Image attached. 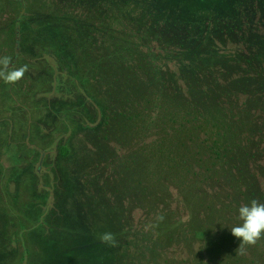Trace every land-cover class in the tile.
<instances>
[{"label": "trees", "instance_id": "trees-1", "mask_svg": "<svg viewBox=\"0 0 264 264\" xmlns=\"http://www.w3.org/2000/svg\"><path fill=\"white\" fill-rule=\"evenodd\" d=\"M33 7L35 10L30 9L29 18L20 21V24L24 23L23 31L19 25L24 51L18 55L23 53L25 56L18 60L27 65L28 59L32 66L45 62L38 56V48L43 43L51 60L69 56L79 80V98L101 103L100 108L88 110L92 112V124L96 125L92 132L98 133L101 129L96 134V145L103 146L99 139L107 136L108 125H111L113 135L117 133V136L123 135L136 142L137 156L130 153L126 161L134 164L136 160L137 174L128 172L127 184L143 185L137 191H140V202L148 209L146 215H150V219L141 225L144 229L141 238L144 242L152 239V252L157 257L155 264H264V238L254 246H246L245 254L239 255L236 250L240 240L228 231H218V221L195 222V225L193 221L185 220L183 214L171 210L169 205L153 210L149 198L155 199L154 194L157 199L170 191L169 204L179 202L178 206L186 210L189 206L181 204L180 199L187 195L201 202L210 189L206 185H216L213 190H218L217 198L220 199V209L216 213L224 217L222 221L234 226L241 223L233 212L237 207L252 199L264 202V194L248 185H217L218 171L222 167L228 168L227 165L238 170L240 158L227 155L225 145L215 137L210 141L203 136L204 122L199 123L203 117L187 111L190 108L194 114L197 112L194 105L186 104L188 95L197 106L206 103L200 100L204 91H200L201 78L196 76L207 65L204 59L193 55L197 47L191 27L193 25L194 30L195 25L201 24L204 28L206 21L216 19L219 23L224 16L230 17L219 9L205 12L196 6L195 14L190 15L185 0H177L174 4L169 0H45ZM35 26L41 29L33 35H39L36 44L29 36ZM157 27L160 30H156ZM162 32L170 39L164 40L159 34ZM197 45L198 49L204 46ZM190 46L195 48L194 52ZM21 81L23 101L34 88L24 79ZM36 100L47 99L44 95ZM85 100L77 99L80 103L78 117H85L81 105ZM88 117H91L90 113ZM6 132L9 134V130ZM46 133L39 131V135ZM60 135V129L53 134L55 139ZM127 145L128 150L134 148L132 142ZM104 150L100 148L95 157L101 159L107 154L106 150L97 153ZM151 185L156 186L152 188ZM225 190L227 195L222 198ZM209 213H214L211 208ZM5 214L15 227V218ZM161 216L162 220L159 219ZM147 229V233H143ZM20 242L21 239L19 245L13 247L10 240L2 249L25 252L28 260L32 252H36V246H26L22 251ZM91 245L92 248L64 264H123V255L118 256L114 249L117 243L110 246L101 243L97 237ZM192 245L197 250L194 260H190ZM142 248L139 251V257L144 258L141 264H149L146 256L150 248ZM168 250L172 252L171 258L166 256ZM129 264L136 263L131 260Z\"/></svg>", "mask_w": 264, "mask_h": 264}, {"label": "rangeland", "instance_id": "rangeland-1", "mask_svg": "<svg viewBox=\"0 0 264 264\" xmlns=\"http://www.w3.org/2000/svg\"><path fill=\"white\" fill-rule=\"evenodd\" d=\"M2 1L0 10L2 6H8L14 15L10 18L6 13L0 14V57L9 56L12 58L11 66L17 63L20 67L25 65L18 60L21 56L18 54L24 51V43L16 44L15 27L20 25L23 31L24 23L19 24V21L29 18L27 12L22 16L24 11L35 10L33 6L45 0H27L24 11L21 7L23 0ZM176 1L169 0L172 4ZM185 2L190 15L195 14L196 6L205 12L219 9L230 17L224 16L219 23L216 19L212 20L214 23L206 21L204 28H201V24H197L200 27L195 25L194 30L193 25L191 27L193 42L198 50L193 55L206 61L204 71L217 69L219 60L232 59L225 57V49L220 50L219 45L229 43L238 33L241 34L238 37L244 39V45L251 42L252 51L264 53V0ZM35 27L29 36L36 44L39 35H33L41 29ZM250 28H253L252 35ZM159 34L164 40L170 39L165 32ZM197 44L204 46L198 49ZM190 49L194 52L195 48L190 46ZM48 53L43 43L38 48V56H42L45 62L32 66L26 59L28 71L22 79L34 88L26 94V100L21 101V80L15 84H5L0 80V264H64L92 248L91 241L94 242L104 232L116 234L117 245L114 249L118 256L123 255V264H129L131 260L141 264V260H144L139 257L142 246L150 248L146 259L149 264H155L157 257L152 252V239L144 242L141 238L144 230L141 225L150 219V215H146L149 214L148 209L140 202V191H137L143 185L127 184L128 172L137 174L136 160L134 164L126 161L130 153H133V157L137 156L136 142L133 139L129 141L123 135L117 136V133L113 135L111 125H108L107 136L99 139L103 146L96 145V134L101 129L98 133L92 132L96 125L92 124V112L88 110L100 108L101 103L95 101L94 104L89 99L79 98V80L69 56H58L54 61ZM228 60L224 62L230 63ZM44 95L47 100H36ZM67 98L70 100L66 101ZM77 99L85 100L82 102L84 105L81 103L85 117L77 116L80 107ZM84 124L87 125L84 127ZM58 129L61 135L55 139L53 134ZM6 130H9V134ZM41 130L47 133L39 135ZM128 142L133 144L131 150L127 149ZM97 146L107 153L101 159L95 157L100 150ZM145 186L148 188L150 185ZM154 186L151 185L152 188ZM206 186L210 189H206L209 192L204 200L200 197L201 202L187 195L180 199L181 204L188 205L189 209L183 210L178 206L179 202L169 204L172 198L170 191L157 199L154 194L155 199L149 197L151 208L165 209L169 205L171 210L183 214L185 220L193 221L195 225V222L218 221V231L231 233L234 225L222 221L224 217L216 213L220 209L218 190H213L216 185ZM210 208L214 213H209ZM4 213L15 218V227L12 219L7 220ZM20 239L22 251L26 246H36V252L33 251L28 260L25 252L21 254L17 250L10 252L2 249L10 240L13 247L18 246ZM190 249L193 251L190 260H194L197 250L194 245ZM171 254L168 250L166 256L171 258ZM7 259H10L9 263Z\"/></svg>", "mask_w": 264, "mask_h": 264}, {"label": "flooded vegetation", "instance_id": "flooded-vegetation-1", "mask_svg": "<svg viewBox=\"0 0 264 264\" xmlns=\"http://www.w3.org/2000/svg\"><path fill=\"white\" fill-rule=\"evenodd\" d=\"M3 12L10 18L14 15L8 6ZM238 36L219 45L220 50L225 49V57L232 58L225 59L230 63L219 60L217 69L196 73L201 78L199 89L204 91L200 100L206 103L197 106L188 95L186 104L194 105L197 112L194 114L190 108L187 111L203 117L199 122H204L203 136L210 141L215 137L225 145L227 155L240 158L238 170L227 165L218 171L217 185H248L264 194V53L252 51L251 42L244 45V39ZM226 195L227 190L221 197ZM238 209L233 211L236 220H240Z\"/></svg>", "mask_w": 264, "mask_h": 264}, {"label": "clouds", "instance_id": "clouds-1", "mask_svg": "<svg viewBox=\"0 0 264 264\" xmlns=\"http://www.w3.org/2000/svg\"><path fill=\"white\" fill-rule=\"evenodd\" d=\"M12 58L9 56L0 57V80L5 84H15L19 82L28 71L27 65L20 67L11 66ZM241 223L233 226L231 234L240 240L236 253L244 255L246 246H254L259 240L264 238V203L257 199H252L248 204H242L238 209ZM163 219V217H159ZM101 243L110 246L116 245L115 235L111 232L100 234Z\"/></svg>", "mask_w": 264, "mask_h": 264}, {"label": "crops", "instance_id": "crops-1", "mask_svg": "<svg viewBox=\"0 0 264 264\" xmlns=\"http://www.w3.org/2000/svg\"><path fill=\"white\" fill-rule=\"evenodd\" d=\"M0 1H1V3H3L2 0H0ZM10 2H13V1L10 0ZM25 2H26V4L28 3L27 0H23V2H22V4H21V7H22V8H23ZM3 8H4V6H2V8H1V10H0V14H1V13H2V14L4 13V12H3ZM23 11H24V8H23ZM24 12L29 13L30 10L28 9L27 11H24ZM19 24H20V21H19ZM4 34H5L7 37L9 36V34H7V33H4ZM1 41H2V38H0V43H1ZM7 41H8V40H7ZM15 42H16V44H18L19 42H21V37H20V33H19V25H18V27H17V31H16ZM18 47H19V45H18ZM20 51H21V50H20ZM24 56H25V55H23V53H22V55L19 56V57H24Z\"/></svg>", "mask_w": 264, "mask_h": 264}]
</instances>
